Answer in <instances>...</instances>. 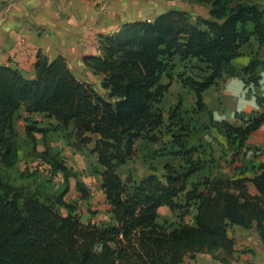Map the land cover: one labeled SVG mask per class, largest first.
I'll list each match as a JSON object with an SVG mask.
<instances>
[{"label":"trees","instance_id":"1","mask_svg":"<svg viewBox=\"0 0 264 264\" xmlns=\"http://www.w3.org/2000/svg\"><path fill=\"white\" fill-rule=\"evenodd\" d=\"M192 1L209 6V16L194 18L186 10L171 9L102 36L101 55L88 59L96 72L105 74L106 94L79 81L62 56L50 61L40 54L33 79L0 63V164L13 168L19 161L15 122L21 118L33 144L35 132L50 131L76 138L74 145L80 148L94 141L90 152L97 164L91 171L101 177L111 215L101 223L77 216V206L65 200L71 177L77 178L82 199L89 190L81 172L55 157L48 163L53 175H63L60 193L15 186L0 171V264H183L198 253L235 264L230 227H254L264 242V162L254 166L259 173L252 179L258 190L253 195L244 168L232 176H213L212 166L221 160L209 143L192 142L194 135L216 128L227 136L234 163L248 137L264 124V96L253 90L260 87L264 69V3ZM247 49L250 60L238 68L233 61ZM179 66L184 70L178 72ZM175 76L184 90L194 92L196 107L185 108L180 95L166 116L162 102ZM232 77L243 78L259 104L252 112H236L238 125L214 119L203 99L205 90ZM36 113L57 124L38 127L32 117ZM163 129L173 139L151 154L181 156L183 163L165 164L162 172L153 167L142 178H122L118 168L133 160L136 142H159ZM204 169L207 175H202ZM162 206L177 212L179 220L161 222Z\"/></svg>","mask_w":264,"mask_h":264},{"label":"crops","instance_id":"2","mask_svg":"<svg viewBox=\"0 0 264 264\" xmlns=\"http://www.w3.org/2000/svg\"><path fill=\"white\" fill-rule=\"evenodd\" d=\"M138 4L141 6L139 9L136 7ZM145 4H147L146 0H0V63L16 68L25 77L33 79L36 77L35 64L40 54L45 55L50 61L62 56L66 58L69 68L79 81L92 84L99 92L106 94L107 90L102 87L105 74L96 72L88 58L101 55L102 36L115 34L127 22L153 20L165 13L155 16L133 17L139 15L143 10L142 5ZM247 50L246 54L242 56L241 64L236 65L238 68L248 64L251 53L250 50ZM261 55L264 60V48ZM261 74V84L258 89L260 95L264 96V70L261 71ZM176 81L173 84L171 82L172 85L170 86V88L175 87V92L172 94V91H169L165 95L164 102L170 105L168 111L178 104L180 95H182L185 108H195L197 98L194 92L184 90L181 83L178 80ZM162 82L167 84L170 80L165 76ZM203 99L206 106L212 111L214 119L218 121L226 120L237 125L240 122L235 117L236 112H252L259 108L257 98L248 92L246 83L241 77L227 79L221 88L210 87L204 91ZM21 114L23 116L27 115L25 111H22ZM32 117L38 122V127L41 128L57 124L56 119L48 118L45 114L36 113ZM202 121L207 122L208 116L203 115ZM27 125L24 118L16 120L15 128L19 134L18 140L22 135H26L27 139L30 140L26 133ZM20 128L22 131H20ZM51 133H59V131H50L46 134L47 137ZM198 134L200 138L197 143H209L213 148L214 157L221 160L220 166H212L213 176L218 174L232 176L244 168V176L248 178L249 192L253 195L258 194L257 187L252 179L259 173L258 169H254V166L258 167L264 162V124L248 137L247 148L244 149L242 155L234 163L230 162L232 154L227 151L228 139L224 133L219 132L216 128H210ZM46 135L42 132H35L36 144H31L33 150L37 148L40 137L44 140ZM172 139V133H167L163 129V136L159 142L139 139L135 144L136 151L138 143L141 141L146 143L149 151L153 149L150 148V145L159 143L160 146H157V148L154 146V149L158 150L169 145ZM94 144V141H92L86 145L87 152L91 153L90 150L94 147ZM255 148H260V150L255 151ZM208 151H211L209 147ZM21 152L20 149L19 160L22 156ZM93 155L95 156L94 164H97V156L96 154ZM156 158L162 161L161 171H163L165 164L180 165L183 163L181 156L164 155ZM224 164L228 166L227 169L224 168ZM208 173L209 170L204 169L202 175ZM72 178L75 179V182L71 181ZM80 178L82 179V174ZM71 179L70 190L74 185L77 188V178L71 177ZM87 188L90 189L88 186ZM66 196L65 200L69 202ZM107 205L109 217L106 221L109 222L111 215L108 210L110 206L108 203ZM164 209H169L172 214L177 213L168 206H162L159 218L161 222L168 219L162 220L161 216ZM62 210H65L66 213H63ZM60 211L63 215L68 213L64 208H61ZM188 217L190 220L191 217ZM89 221L96 222L92 219ZM229 235L235 240V252L233 254L235 264H264V242L256 228L234 225L230 227ZM183 264L223 263L215 260L209 253H198L194 259L187 257Z\"/></svg>","mask_w":264,"mask_h":264},{"label":"rangeland","instance_id":"3","mask_svg":"<svg viewBox=\"0 0 264 264\" xmlns=\"http://www.w3.org/2000/svg\"><path fill=\"white\" fill-rule=\"evenodd\" d=\"M146 1L147 4L144 6L142 5L143 10H141L139 15H134L133 17L155 16L171 9H185L194 17L209 16V7L207 5L192 0ZM258 1L264 3V0ZM136 7L139 9L141 6L138 4ZM242 56L235 59L233 63L237 66L241 64L243 59ZM182 70H184V67L179 66L178 72ZM176 80H178V76L174 77L172 84ZM221 86L217 88H221ZM175 90V87H172L169 91H172L171 93L173 94ZM247 90L256 98L255 92L250 91L249 87H247ZM253 90L259 89L253 87ZM169 106L170 105L163 100L162 107L164 108L166 115ZM20 131H22L21 128ZM62 134L64 133H51L48 134V137L46 135L44 140L40 137L35 150L32 149V142H29L30 140L27 139L26 135L20 136L18 140L19 147L22 151L20 160L13 168H6L0 164V171L5 180L15 186L25 187L28 189L40 187L45 191H50V193H60L63 189V176L61 173L53 175L51 172V166L48 163V160L55 157L58 161L66 163L75 170H79L82 173V179L90 188V195L85 200L81 198V193L77 190L75 185L66 196V199L69 202H73L77 206V216H79L83 222H88L90 219L95 220L98 223L105 222L109 216L107 212L108 205L105 201V195L101 187V177L93 174L91 171V166L95 162V156L87 152L86 146L80 148L77 145H74L77 141L76 138H65ZM199 138V134L195 135L192 138V142L197 143ZM154 146L157 148V146L160 145L159 143H155L150 145V148L154 149ZM147 148L148 146L145 142L141 141L138 143L137 151L133 160L128 164L121 165L118 168V172L122 178H126L129 174L135 178H141L148 173H151L153 171V167L156 168L157 172H162V161L154 158L151 151H148ZM224 168L227 169L228 166L224 164ZM71 181L75 182V179L72 178ZM62 211L63 213H66L65 210ZM177 215V213L172 214L169 209H164L161 217L162 220L168 218L170 221H178L179 219ZM186 220H189V217H187Z\"/></svg>","mask_w":264,"mask_h":264}]
</instances>
